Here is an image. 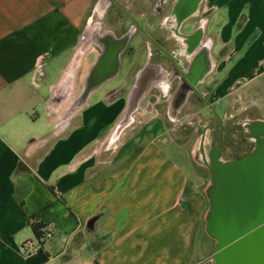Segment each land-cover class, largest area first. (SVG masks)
<instances>
[{
	"label": "crops",
	"instance_id": "0c3cea01",
	"mask_svg": "<svg viewBox=\"0 0 264 264\" xmlns=\"http://www.w3.org/2000/svg\"><path fill=\"white\" fill-rule=\"evenodd\" d=\"M159 1L116 0L109 8V0H0V264L207 263L214 244L204 232L205 190L169 145L190 139L180 114L208 101L220 105L221 123L240 112L243 99L256 100L264 90V0H197L189 18L205 20L197 55L208 45L190 73L200 76L205 98L189 91L173 118L170 105L179 89L156 44L169 37L162 18L187 13H174L179 0H164L156 15ZM131 18L143 31L136 40ZM104 24L114 38L133 32L118 72L88 95L56 136L107 46L90 43L74 62L80 40L85 33L102 37ZM136 48L145 52L141 62L132 59ZM159 116L170 142L160 144L162 133L149 126ZM199 146L190 143L191 159ZM99 213L91 239L85 224ZM33 218L45 225L41 240ZM96 243L102 245L94 249Z\"/></svg>",
	"mask_w": 264,
	"mask_h": 264
},
{
	"label": "water",
	"instance_id": "95a60500",
	"mask_svg": "<svg viewBox=\"0 0 264 264\" xmlns=\"http://www.w3.org/2000/svg\"><path fill=\"white\" fill-rule=\"evenodd\" d=\"M183 1L179 0L174 10L175 14L187 13L179 19L181 23L192 17L197 5V0H187L186 10H183L180 8ZM132 33L129 30L117 38L109 33L105 40L97 35L93 40L83 34L74 62L90 43L97 45L100 41L107 46L91 69L82 92L57 124L56 136L64 131L71 115L83 107L88 95L118 72L121 54ZM107 60L109 67L105 66ZM198 83L191 84L196 86ZM190 89V85L184 83L176 92L170 105L171 118L175 117ZM139 91L133 94L129 110L138 99ZM245 130L254 146L244 155L222 161L220 150L212 147L208 153L211 180L205 189L208 206L204 214V232L215 242L211 251L213 264H264V121L249 122L245 124ZM102 217L103 213H99L86 222L84 233L89 238L96 235L95 225ZM87 230L92 232L87 233Z\"/></svg>",
	"mask_w": 264,
	"mask_h": 264
},
{
	"label": "rangeland",
	"instance_id": "374dc122",
	"mask_svg": "<svg viewBox=\"0 0 264 264\" xmlns=\"http://www.w3.org/2000/svg\"><path fill=\"white\" fill-rule=\"evenodd\" d=\"M132 17L137 20L138 24L143 26L146 24L145 17L136 18L134 15ZM192 21L188 20L183 28V30H188L192 26ZM139 38V33L136 34L135 40ZM145 56L143 50L135 49V53L132 55V59L135 61L141 62ZM124 75L121 73L116 79L117 82ZM131 87V82H127L125 90L128 92ZM255 87L251 89L250 92H254ZM257 94L254 95V97ZM243 99L239 105L238 113L234 114L232 118L217 123L218 119L221 118L222 110L220 109L219 104L209 103L208 101L203 103L202 106H205V109L202 107L194 108L191 114L185 112L178 116L179 119L189 123L183 125L184 133L188 135L190 139L185 141L182 146H172L169 145L170 151H174L173 156L182 158L183 162L186 164L187 170H190V174H198V179L201 183V187L205 190L210 184L211 175L209 170L202 164L198 162L194 156L191 159L190 155V143L194 141L196 146L201 143V138H204L207 147H217L222 150L223 158L225 160L235 159L253 148L252 139L248 138L245 135V127L242 126V122L246 118L258 117L259 119L264 120V90L258 93L257 99H248L247 101ZM192 106V104H191ZM59 117V116H57ZM205 122L212 124L204 135H202L203 128L205 127ZM149 126L152 129V132L156 135L162 133L163 131V118L161 116L157 117L149 123ZM171 141L170 133H162L159 135L158 142L161 141ZM161 144V143H160ZM193 154V153H192ZM213 241V240H212ZM215 242L213 241V244ZM214 247V246H213ZM211 251L208 253V261L206 264H213L211 260Z\"/></svg>",
	"mask_w": 264,
	"mask_h": 264
},
{
	"label": "flooded vegetation",
	"instance_id": "af4514ba",
	"mask_svg": "<svg viewBox=\"0 0 264 264\" xmlns=\"http://www.w3.org/2000/svg\"><path fill=\"white\" fill-rule=\"evenodd\" d=\"M110 6L109 8L113 7L115 4H117L116 0H109ZM119 5V4H118ZM164 6V0L159 1L155 4L154 13L156 15H160L162 12V7ZM189 20V19H188ZM100 21V20H99ZM102 21V20H101ZM104 21V20H103ZM102 21V23H104ZM132 23H135L137 26V23L134 19L131 18ZM180 20L178 18H170L163 17L162 18V24L164 28L167 26L169 27V37L164 36V41L162 44L157 43L156 49H157V55L161 57V61L163 64L168 65V75L172 79V82L174 83L175 89L182 86V84L186 83L189 84L191 89L190 92L196 96H199L201 98H205L204 94L199 91L200 83H198L196 86H192L191 83H195L196 81L200 79V76L191 74V66L196 64L197 60L200 56L203 55L205 57L206 49L208 45V41H205L201 45V53L197 55L196 49L199 47L198 39L200 35L202 34L203 25L205 24V20H197V23L194 24L195 19L191 18L190 21H192V26L190 27V31L187 34L184 33L183 28L186 24L180 23ZM165 24V25H164ZM102 27V38L105 40L108 37V34L106 33L107 28ZM167 27V28H168ZM166 28V29H167ZM136 29V28H135ZM142 33V28L137 26V33ZM191 33V34H190ZM91 39H94V36H89ZM106 37V38H105ZM97 42V41H96ZM98 44H101L102 46H106L107 44H102L100 41L97 42ZM205 59V58H204ZM205 61V60H204ZM90 75V74H89ZM194 81V82H190ZM212 124L209 126H205L203 128L204 132L202 135H204L207 131V129L211 128ZM248 134V130H245V135ZM254 146V142H253ZM212 147L206 148V142L204 141V138H201V143L199 146V150L194 153V158L198 162H202L204 166L208 169L209 165V150ZM205 151V153H204ZM250 151V150H249Z\"/></svg>",
	"mask_w": 264,
	"mask_h": 264
},
{
	"label": "trees",
	"instance_id": "16d2710c",
	"mask_svg": "<svg viewBox=\"0 0 264 264\" xmlns=\"http://www.w3.org/2000/svg\"><path fill=\"white\" fill-rule=\"evenodd\" d=\"M23 201H21V204H22ZM34 220L32 221V230L34 232V235L36 236V238L38 240H41L43 239V230H44V227L45 225H43L42 223H40L39 221H37L35 218H33ZM79 235V234H77ZM102 245V243H96L93 245V248L94 249H97L98 247H100Z\"/></svg>",
	"mask_w": 264,
	"mask_h": 264
},
{
	"label": "built area",
	"instance_id": "2783aa9c",
	"mask_svg": "<svg viewBox=\"0 0 264 264\" xmlns=\"http://www.w3.org/2000/svg\"><path fill=\"white\" fill-rule=\"evenodd\" d=\"M45 236H46V237H50L51 234H50V233H46ZM26 246H27V248H28L29 250H32V249H33V246H32L30 243H27Z\"/></svg>",
	"mask_w": 264,
	"mask_h": 264
}]
</instances>
